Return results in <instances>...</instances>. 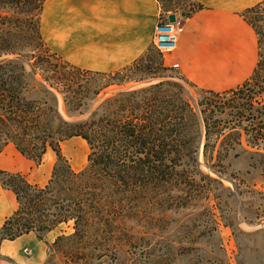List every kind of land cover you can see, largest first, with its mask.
I'll return each instance as SVG.
<instances>
[{"label": "trees", "instance_id": "1", "mask_svg": "<svg viewBox=\"0 0 264 264\" xmlns=\"http://www.w3.org/2000/svg\"><path fill=\"white\" fill-rule=\"evenodd\" d=\"M11 1L0 0V8ZM16 1L33 9L41 4L40 12L44 2ZM167 1L162 11L179 12L184 18L201 8L194 0ZM258 9L243 12L258 36L256 65L243 82L221 91L165 74L172 68L163 64L160 53L152 67L151 46L124 70L114 72L53 62L45 48H31L35 55L27 60L0 59V152L12 143L36 163L47 149L56 155L44 186L19 172L0 170L1 186L15 194L18 204L0 228V240L30 230L49 232L69 221L73 232L86 236L153 232L158 207L164 212L187 205L209 195L207 182L220 183L202 172L200 156L216 170L224 168L228 156L238 157V149L245 146L253 149L251 155L264 158V28ZM18 46L0 27V57L18 53ZM39 57L42 70L24 69L31 59L36 66ZM110 75L117 81H101ZM154 77L158 81L151 82ZM126 83L134 84L92 106L104 89ZM59 97L69 115L86 117L63 118ZM74 136L89 149L87 163L78 171L61 152V142ZM124 243L147 252L151 246L150 239L135 234L125 236Z\"/></svg>", "mask_w": 264, "mask_h": 264}, {"label": "crops", "instance_id": "2", "mask_svg": "<svg viewBox=\"0 0 264 264\" xmlns=\"http://www.w3.org/2000/svg\"><path fill=\"white\" fill-rule=\"evenodd\" d=\"M194 1L201 8L179 21L177 46L164 54L163 64H178L175 69L202 88L221 91L240 84L258 60V36L243 12L259 7L264 28V0ZM160 19L158 0H44L40 34L64 61L84 70L114 72L152 45ZM55 160L52 149L36 163L8 143L0 152V170L19 172L29 182L44 186ZM17 205L15 194L0 184V228ZM0 264L52 263L45 239L30 230L0 240Z\"/></svg>", "mask_w": 264, "mask_h": 264}, {"label": "rangeland", "instance_id": "3", "mask_svg": "<svg viewBox=\"0 0 264 264\" xmlns=\"http://www.w3.org/2000/svg\"><path fill=\"white\" fill-rule=\"evenodd\" d=\"M167 4V0L160 3L163 19L170 14L162 11ZM40 7L41 4L33 9L31 4L12 0L0 8V27L19 44L18 53L3 55L0 59L27 60L35 55L31 48H45L51 55L50 60L64 63L48 49L39 34ZM260 12L258 9L257 16ZM255 13L249 16L253 17ZM175 15L177 22L184 19L179 12ZM151 48L152 67H155L160 61L159 52L153 42ZM37 60L36 66L31 65L32 59L29 60L24 69L42 70L40 57ZM171 68L165 74L184 76L175 67ZM104 80L117 81L111 75L101 79ZM156 81L157 77L151 79V82ZM132 84L104 89L92 106ZM188 89L198 97L194 88ZM58 109L67 120L86 117V114L69 115L60 97ZM252 150L249 146L238 149L239 156H228L221 170L209 168L200 156L202 172L220 183L207 182L209 195L205 197L204 193L187 205L164 212L158 207L153 232H88L86 236L73 232L72 221L61 223L52 229L53 232L36 231L46 241L48 261L52 264H264V158L251 155ZM61 151L74 170H81L86 165L89 149L80 137L63 142ZM129 234L150 239L149 252L125 245L124 238Z\"/></svg>", "mask_w": 264, "mask_h": 264}, {"label": "built area", "instance_id": "4", "mask_svg": "<svg viewBox=\"0 0 264 264\" xmlns=\"http://www.w3.org/2000/svg\"><path fill=\"white\" fill-rule=\"evenodd\" d=\"M181 30L182 25L179 22H169L167 17L157 22L153 34V44L162 57L175 50ZM177 66L178 64H173V67ZM24 252L29 253L27 248H24Z\"/></svg>", "mask_w": 264, "mask_h": 264}, {"label": "water", "instance_id": "5", "mask_svg": "<svg viewBox=\"0 0 264 264\" xmlns=\"http://www.w3.org/2000/svg\"><path fill=\"white\" fill-rule=\"evenodd\" d=\"M167 19L169 22H175L176 21V15L174 13H170L167 15Z\"/></svg>", "mask_w": 264, "mask_h": 264}]
</instances>
